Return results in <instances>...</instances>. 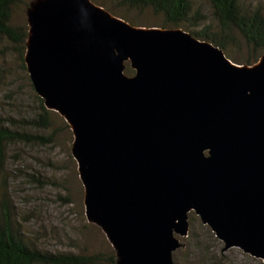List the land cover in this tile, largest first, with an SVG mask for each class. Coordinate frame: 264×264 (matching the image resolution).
Instances as JSON below:
<instances>
[{"label": "water", "instance_id": "1", "mask_svg": "<svg viewBox=\"0 0 264 264\" xmlns=\"http://www.w3.org/2000/svg\"><path fill=\"white\" fill-rule=\"evenodd\" d=\"M28 26L30 78L71 127L87 219L117 264H175L192 212L224 252L264 262V54L239 65L91 0H36Z\"/></svg>", "mask_w": 264, "mask_h": 264}, {"label": "rangeland", "instance_id": "2", "mask_svg": "<svg viewBox=\"0 0 264 264\" xmlns=\"http://www.w3.org/2000/svg\"><path fill=\"white\" fill-rule=\"evenodd\" d=\"M20 1L14 22L28 25V10L36 0ZM96 2L114 16L126 19L131 25V22L139 23L138 27L135 26L137 28L161 29L156 27L162 24L161 19L149 10L129 11L118 0ZM195 2L207 13L208 7L204 0ZM250 2L254 5L264 4V0ZM234 43L235 46L228 53L237 64V59L247 57L248 51L241 40L235 39ZM5 47V44L4 47L2 45L6 52L0 66L2 65L8 78L4 81L3 89L5 95L9 92L13 95V100L10 101L13 107L6 106L5 115L27 116L29 110L36 107L34 92L28 79L30 76L21 69L19 54L12 48ZM55 120L59 127L66 123L64 118L58 116H55ZM73 142L71 128L63 130L54 146H17L8 164L10 197L20 215L23 230L35 244L51 252H77L79 247L89 245L91 248L106 249L110 245L101 229L87 219L85 188L80 179L77 161L72 155ZM189 222L190 234L188 238L181 239L184 247L174 254L175 264H264L262 260L245 254L238 248L224 252V244L194 212L190 214Z\"/></svg>", "mask_w": 264, "mask_h": 264}, {"label": "trees", "instance_id": "3", "mask_svg": "<svg viewBox=\"0 0 264 264\" xmlns=\"http://www.w3.org/2000/svg\"><path fill=\"white\" fill-rule=\"evenodd\" d=\"M93 2L97 4L96 0ZM118 2L129 11H151L162 21V24L156 27L182 29L199 40L221 48L231 60L228 51L235 46V39L241 40L247 48L248 56L237 59L239 65L252 66L264 54V4L262 3L254 5L250 0H204L208 7L206 13L195 0H118ZM20 3V0H0V61L5 56L6 51L2 49V45L4 47L5 44V48H12L19 54L21 69L29 75L25 62L29 26L14 22L15 11ZM131 23L138 27L139 23ZM125 72L128 76L135 75V70L129 63ZM7 78L8 75L1 65L0 264H117V252L111 244L106 249L91 248L89 245L79 247L77 252H51L42 249L25 234L19 220L20 215L10 197L11 187L7 173L10 159L15 154L13 151L20 145L54 146L59 134L71 127L66 121L62 127L57 126L55 116L61 119L63 117L47 109L45 101L37 94L30 77L28 79L34 92L36 107H33L34 110L30 109L27 116H6V106L13 107L10 103L13 95L9 94L10 92L5 95L3 89Z\"/></svg>", "mask_w": 264, "mask_h": 264}]
</instances>
